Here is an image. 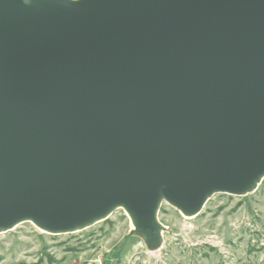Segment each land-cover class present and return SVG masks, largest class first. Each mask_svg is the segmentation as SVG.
<instances>
[{
    "label": "water",
    "instance_id": "1",
    "mask_svg": "<svg viewBox=\"0 0 264 264\" xmlns=\"http://www.w3.org/2000/svg\"><path fill=\"white\" fill-rule=\"evenodd\" d=\"M261 176L264 0H0V229L124 205L153 250Z\"/></svg>",
    "mask_w": 264,
    "mask_h": 264
},
{
    "label": "rangeland",
    "instance_id": "2",
    "mask_svg": "<svg viewBox=\"0 0 264 264\" xmlns=\"http://www.w3.org/2000/svg\"><path fill=\"white\" fill-rule=\"evenodd\" d=\"M158 221L165 232L153 250L122 208L70 233L24 221L0 234V264H264V178L246 195L213 194L195 217L162 202Z\"/></svg>",
    "mask_w": 264,
    "mask_h": 264
},
{
    "label": "bare ground",
    "instance_id": "3",
    "mask_svg": "<svg viewBox=\"0 0 264 264\" xmlns=\"http://www.w3.org/2000/svg\"><path fill=\"white\" fill-rule=\"evenodd\" d=\"M262 178H264L263 176H261V177H259L258 179H256L249 187H247V189L245 190V192L244 193H247V194H249V193H251V192H254L257 188H258V186H259V184L261 183V180H262ZM208 199H209V195L207 196V198L205 199V202H204V204L202 205V207H200L199 209H196V210H194V211H190V210H186V209H183V208H181V207H179V206H177V205H175V204H173L172 202H170V201H166V199H163V198H161L160 199V201H159V205L162 203V201L163 202H167L168 204H170V205H172V206H174V207H177L178 208V210L185 216V217H195L196 215H198L202 210H203V208L205 207V204L207 203V201H208ZM115 208H122V209H125L126 207L124 206V205H118V206H115V207H113L110 211H108L106 214H104V215H102V216H98V217H96V218H94V219H92V220H90V221H87V222H85V223H83V224H81V225H78V226H76L75 228H73V229H70V230H68V231H64V232H70V231H73V232H76V231H80V230H83V229H87V228H90V226L92 227L93 225H95V224H97V223H99V222H101V221H103L104 219H106L110 214H113L116 210H115ZM115 210V211H114ZM114 211V212H113ZM125 211H126V213H127V215L130 217V219L131 220H133L134 222H135V220H134V218H133V216L131 215V213L129 212V211H127L126 209H125ZM158 218V217H157ZM161 225V227L159 228V231H160V233H161V236H162V238H163V232H164V226H162V224H160ZM16 225H14V226H12L10 229H0V234H2V233H5V232H7V231H9V230H11L13 227H15ZM83 228V229H82ZM133 228V227H132ZM134 230H135V226H134ZM161 238V239H162ZM162 243V240H161V242H160V244Z\"/></svg>",
    "mask_w": 264,
    "mask_h": 264
},
{
    "label": "clouds",
    "instance_id": "4",
    "mask_svg": "<svg viewBox=\"0 0 264 264\" xmlns=\"http://www.w3.org/2000/svg\"><path fill=\"white\" fill-rule=\"evenodd\" d=\"M24 2L27 4V3H29V2H30V0H24Z\"/></svg>",
    "mask_w": 264,
    "mask_h": 264
}]
</instances>
